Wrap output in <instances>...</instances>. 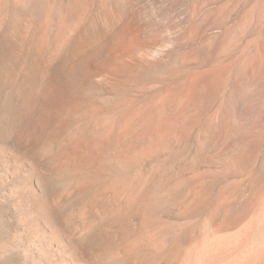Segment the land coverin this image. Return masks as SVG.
<instances>
[{"label": "rangeland", "instance_id": "obj_1", "mask_svg": "<svg viewBox=\"0 0 264 264\" xmlns=\"http://www.w3.org/2000/svg\"><path fill=\"white\" fill-rule=\"evenodd\" d=\"M123 6L0 0V264H264V0Z\"/></svg>", "mask_w": 264, "mask_h": 264}, {"label": "bare ground", "instance_id": "obj_2", "mask_svg": "<svg viewBox=\"0 0 264 264\" xmlns=\"http://www.w3.org/2000/svg\"><path fill=\"white\" fill-rule=\"evenodd\" d=\"M111 1V0H110ZM147 1V0H146ZM117 2V1H116ZM145 2V0H120V3L124 4V6L122 7L121 10L118 11V16L120 18L123 19V25L122 27H120L117 32L113 35V37H110L112 41H119L121 39H124L126 40V36L130 33V32H137L135 26L137 24H139V20L138 19V16L136 17V11L134 10V13L132 14L130 11H128V9L126 8V4H127V7H129L128 5H136L137 7L140 6V4L142 5L143 3ZM148 4V3H147ZM104 9L108 10L109 9V5L106 1H104ZM116 5V4H115ZM118 5V4H117ZM111 7V6H110ZM159 7V6H158ZM133 9V8H132ZM158 10V9H157ZM162 10V9H161ZM112 10H110L111 12ZM155 11V10H154ZM139 13H140V16H141V20L145 18V24L147 25V28L151 29L153 28V26L155 25V17H154V12L152 11H149V12H144V8L142 9H139ZM138 14V13H137ZM163 14V13H162ZM161 14V16H162ZM147 15V16H146ZM149 16V18H148ZM172 16V15H171ZM114 19V17H112ZM111 18V19H112ZM168 18V17H167ZM162 19V18H161ZM160 19V20H161ZM166 20V19H165ZM107 21V20H106ZM110 21V20H109ZM115 21V20H114ZM157 23H158V20H156ZM163 21V20H161ZM108 22V21H107ZM104 23V22H103ZM156 23V24H157ZM160 23V22H159ZM161 24H165V23H161ZM163 26V25H161ZM196 26V25H195ZM112 27V26H111ZM116 28V27H115ZM106 29V28H104ZM113 30V29H112ZM115 30V29H114ZM159 30V29H158ZM150 31V30H149ZM148 32V30H147ZM108 37V36H107ZM125 37V38H124ZM101 39V38H100ZM96 40V39H95ZM102 40V39H101ZM111 41V42H112ZM121 42V41H120ZM125 42V41H124ZM109 43V42H108ZM117 43V42H116ZM96 44V43H95ZM114 46V45H113ZM112 50V49H111ZM96 51V50H95ZM104 53V56L105 54L107 53L109 55V57H107V61H106V64L104 66H100L98 67L95 63V58L97 57V55H100ZM112 53V52H111ZM110 53V47H107L106 44L103 43V46H100L99 50L96 51L95 53H92L90 56H88L86 58V60L84 62H82L79 66H77L75 69H74V72L73 74L71 75V77L69 78V83L67 85V88L71 91V90H74L76 87L79 86V83L81 80H83L84 78H87V77H97V76H102L104 77L105 80H108L109 78L106 77V76H109L111 78V80H117L119 79V76L120 74H122V72L124 73L123 69H124V66L123 64H120V63H115L114 62L112 63L111 61H113L114 59H117V56L116 58H114L115 56H113L112 54ZM116 53V52H115ZM161 53V52H160ZM157 55V53H156ZM158 56V55H157ZM101 57V56H100ZM106 57V56H105ZM114 58V59H113ZM119 58V57H118ZM141 58V57H140ZM109 60H111L109 62ZM175 60V59H174ZM173 61V59L171 60ZM176 61H177V58H176ZM179 61V59H178ZM170 63V62H169ZM175 63V62H173ZM171 63V64H173ZM114 64V65H113ZM127 64V63H126ZM169 64H167L168 66ZM174 65V64H173ZM130 66V65H129ZM171 67V65H169ZM165 67V66H164ZM173 67V66H172ZM167 68V67H166ZM169 68V67H168ZM43 70H39L37 71L38 74H35L34 79H37L38 80V77L39 75L42 73ZM103 79V78H102ZM35 80V81H32V84L31 85H38V81ZM103 80V81H105ZM122 80V79H121ZM128 81V80H127ZM110 84V83H109ZM115 84V83H114ZM77 89V88H76ZM232 104H230L231 106ZM234 107H235V103H234ZM251 110V109H250Z\"/></svg>", "mask_w": 264, "mask_h": 264}]
</instances>
